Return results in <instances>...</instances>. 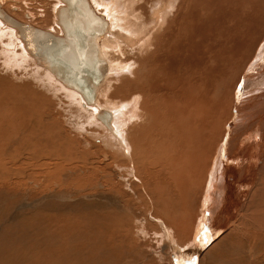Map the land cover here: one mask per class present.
<instances>
[{"label": "bare ground", "instance_id": "bare-ground-1", "mask_svg": "<svg viewBox=\"0 0 264 264\" xmlns=\"http://www.w3.org/2000/svg\"><path fill=\"white\" fill-rule=\"evenodd\" d=\"M4 1L5 0H0V59L3 63L10 66L11 70L12 68H17L19 71L22 70L27 74L33 72L37 83L44 82L47 87H44L42 85L43 83L38 85L43 86L47 91L55 93L58 89H50L48 86L52 85L55 88H58L55 85L59 86L61 89H64L63 95L67 100L69 99L68 103H73L72 105L75 104L79 111L83 110L85 112H90L89 114L98 117V119L103 122L101 123L108 131L101 126L100 132L96 133V136L98 134L99 138L104 141L106 146L105 153L111 157L115 168L121 170L118 171L117 169L118 175L124 177L130 174V179H137L136 186L138 192L134 187H131L132 192L130 195L139 199L148 198L150 201L149 210H151V207L154 208L156 204L158 205V210L156 209L157 212L165 209V207H161L160 205L163 203L165 204L164 201L166 198H164L165 196L163 195L165 192L175 190V192L179 193V207H181L179 208V214H181L180 220L173 221L172 226L169 225L172 221L166 222L163 216L150 211L151 217L157 220L159 226H163L166 229L172 247L173 245H175V247L177 246L178 253H180L179 257L181 258L178 262L179 264H194L192 257H194V252L198 250V243L206 245L210 241L207 244L209 245L216 239V237L212 236L203 239L202 235L204 236L209 232L211 226H215L214 228H218L219 226L224 228L227 226V223L234 217V214L240 207L241 209L237 212L238 217L236 221L231 224L233 233H235V229L240 227L242 231H238L237 234H243V236L247 238L245 233H248L251 229L249 225L250 219L254 220L259 227L264 229L263 225L259 223V218L256 216L257 210H255L256 204L254 203L253 196L252 201L250 200L251 202L248 199H244V196L248 194L246 192H249L248 189L252 184L256 183V185L251 186L253 191H259V189L262 188L261 186L264 185V97H259V95L262 96L264 94V0H248L247 7L249 12L246 11L248 9H238L239 7L236 6V10H243L246 12V15L248 14L247 17H240L239 19L233 18L231 11L233 7H230V5L233 4H228L229 1L227 0H181V2L179 0H87L90 8H92L95 13L94 18L98 15L106 20L103 25L101 21L100 24L98 19L95 18L99 32H94L92 35L93 42L97 48L95 53L103 60V74L100 80L94 85L95 95L92 102H87L79 90L68 85L61 78L56 76L55 71L49 65V61L46 56H44L45 54L39 50L36 43H34L31 38V33H35L36 28L39 27H34L28 23L30 27L28 26L26 29L25 24L22 23L24 22L22 18L21 20L20 18L17 19L9 14V12L4 11L2 8V3ZM24 1L28 6L34 4L31 9L32 14L26 13L27 17H34V9L38 10L40 16H44V14L51 15L53 18V20H51L53 22L49 23V21V24L45 25V27H51L57 24L61 32L58 33L53 30V32L48 30L55 35L65 36L64 26L70 23L72 26L81 27V36L70 32V39L65 38L68 43L62 57L73 63L75 59L78 58L77 49L75 47L80 44L83 48L88 47L86 50L87 57L84 60L87 65L89 60H91L92 47L94 48L93 45L89 47L88 44L90 40L88 30L92 29L90 20H94V18L91 17L90 14H87L84 9L83 11H79L72 0ZM204 1H206L205 4H203ZM7 2H9V0H7ZM44 2L45 5L47 3L49 6L41 8L44 7ZM179 2L180 6L177 4ZM240 5L245 6L244 4ZM214 6L215 8L217 6V8L215 9ZM10 7L14 8V5ZM210 7L212 8L209 9ZM214 9L216 10L215 12ZM21 10H23V8ZM8 14L14 17L16 21L13 20L14 18L11 19ZM46 18L50 17L47 16ZM244 18L245 20H243ZM73 20L76 21L75 24H73ZM211 20L221 22L222 25H217L223 27L221 30H223L228 23L232 22L234 26L239 24V20L241 23L239 25L241 33L238 32L239 37L235 41L234 46L236 50L243 49V55L237 57L240 60L242 69L230 87V96H228L229 101H227L228 98L226 97V101L230 102V104H228L226 109L224 103L227 105V102L223 101L224 103H221L223 98L220 103H216L215 106L214 103H212L210 106L208 103L210 100L211 102L214 100H212L213 98L209 99V97L207 99L205 93H203L205 95L192 96L180 90V61L188 65V68L189 65L193 67L196 65L195 63L199 64L200 61L205 60L201 56L205 53L203 50H212L216 47L214 44L215 42L213 43L211 40H208L209 34L214 31L212 27L216 26V22L213 23L215 26H208V22ZM247 20L251 21L252 25L248 24V22L246 23ZM189 22H192L193 25H189ZM180 23H183V25L186 23L185 28L187 25L188 27L190 26V28L187 27L189 32L185 36H183L184 34L182 35V33L180 34V30L182 29ZM247 24L249 26H247ZM210 25H212L211 22ZM86 27L90 28L87 29ZM41 29L47 30L45 28ZM184 31H186V29ZM206 33L207 35H205ZM213 33H215V31ZM41 37L42 36H39L37 39ZM15 39L19 44L14 41ZM14 42L16 44H14ZM219 43L220 42H218V44ZM38 44L50 49L57 45L61 46L59 44L54 46V44L47 39H43L42 42H38ZM249 48H251V53L249 57H246L244 54H247L246 50ZM236 50L235 53L237 52ZM148 51L149 56L151 53L153 55L161 54V56L158 57L160 63L156 58H153V60H156L160 64L161 72L164 74L162 75V79H157L150 84L148 88L140 85L139 89H133L134 85L132 83L139 79L137 78L138 70L144 65L146 66V64L132 69L130 62H132L136 56L146 55ZM234 55L237 56L236 54ZM206 57L208 56L206 55ZM150 58L152 57L150 56ZM113 71L118 74H114ZM11 72L15 73V70ZM36 74L39 75L40 82ZM159 77H161V75H159ZM9 78L7 74H5V76L4 74H0V140L15 143L17 149H15L12 154L6 151L7 144H5V142H3V144L6 146H0L2 149L0 151V180H5L7 176L28 177L26 173H31L30 176L32 179L26 182L25 186L28 190H31V194H34L37 189H39V179H41L42 185L45 181H53V176L55 177L53 172H57L59 174L57 177L63 179L61 174L65 172L66 168L70 167L69 165H72L78 170V175L81 176L79 178L85 179L87 186L91 187L89 182H92V179L96 178V175L99 174V167L100 171H102L103 168L94 165L89 159H86L84 151H76L77 153L74 151L73 154L68 151L67 156H61V153L66 152L63 151V149L65 150L68 148H64V140H66V138L63 135L62 126L58 128L61 130L60 133H62V135L55 134L59 137V144L55 145L56 142L54 139H50L52 142L51 153L42 149L40 150L39 147L38 149L42 153L38 155L39 151H34L38 145L36 144L35 138H30V140L34 139V142H32L33 140L31 142L30 140L29 142H24L26 139H21L24 133H26V137L28 131L33 134L36 133L35 131L41 133V129L43 130L46 124H42L40 120L32 122V119H29L30 110H32L34 106L36 107V105H34L30 109V107L28 108L26 106L28 102L29 106L35 102L34 99L36 97L33 99L32 95L27 93L32 87L35 88V85H32L33 81H30L31 79L29 78L30 80H28L30 82L26 79L23 83L17 84L13 79L11 80ZM26 78H28V76ZM173 78H175L174 83L168 87L166 85V80ZM122 79L123 81H121ZM199 79L198 77V80ZM117 82H121L123 85H129L130 87L133 86L127 89L124 85V93H120V97L116 98L111 89L118 84ZM159 82H162V88H160V90L166 92V94L162 92L163 97L160 103L162 105L161 108L164 109L163 117L167 116L169 119L171 117V127L175 131L173 133L175 135H180V139L173 143L172 141L169 142L164 134L158 133L153 128H150L152 123H150V129H147V126L146 128L144 127V129L142 127L145 125L148 117H154L156 120L155 116H153V105L148 104V95L150 92L148 93L146 89L150 91L154 90V86L151 87V85H157L159 87ZM198 82L201 84V80L197 81V83ZM198 84L196 86L197 89ZM30 85L32 87H30ZM165 85L168 87V90ZM209 85H211V83ZM209 85L206 86V88H210L211 86L209 87ZM17 87L19 89L15 91L14 88ZM183 87L184 85L181 88L183 89ZM72 89L80 95L82 98L81 100H77L75 94L71 92L73 91ZM192 89L194 88H191V90ZM42 91H44V89L38 93L40 98L46 102L50 97H46V99H48L45 100L44 95L47 92L43 94L41 93ZM119 91L122 92L120 89ZM192 91L194 94L195 90ZM244 92L245 94L247 92L246 95H248V97L253 94L256 97V101H252L251 98L248 99V101L245 99L246 102L241 100L245 95ZM54 93L50 95L57 97ZM225 94L224 92V96ZM38 102L42 103L40 100ZM34 104L38 103L35 102ZM85 104H94V110L91 111L87 109L88 106L86 108ZM43 109H45V107H43ZM104 110L110 112V118L108 120H104L100 117ZM33 111L32 113L35 114V111ZM46 113L44 114L45 116L49 114ZM156 113L157 112H155V115L161 114L159 112ZM12 115H15L16 119H13ZM36 115L39 116V113L35 114V116ZM91 115H89L88 118H90ZM132 115L136 117L135 127H133V125L132 127L136 129L140 126L133 137L132 133L130 134L131 129H129L132 127L127 128L129 122L127 118H124L128 117L129 119ZM94 116L92 117L94 118ZM47 118L50 119V123H56L58 127V120L51 114L47 116ZM177 119H180V123ZM7 120L9 121L8 126H6ZM33 120L36 119L33 118ZM229 120L230 122L226 127ZM147 121H149V119ZM132 122L134 124V121ZM97 123V125L100 126L99 122ZM84 124V122H80L78 126L83 128ZM48 125L49 123H47V126ZM4 126L6 128H4ZM74 126L75 128L77 127L76 125ZM225 128L228 130L226 132L228 135H224ZM29 135H27V137ZM223 135L225 137L220 143L221 136ZM38 138L41 139L42 143V138H45V136L41 133ZM20 139L23 141H20L19 143L21 146L17 147L18 142L16 141ZM38 143L39 145L41 144L39 141ZM153 143L155 144L154 146L157 144L160 146H157L159 148L154 153L151 152ZM61 163L64 164L62 166H66L65 170L59 169L61 168ZM109 165H113L111 161L105 163L104 167ZM57 169L61 170V172ZM103 171H105L104 181L108 187L113 186L114 183L117 184V188L115 186L112 187L117 189V196L113 194L114 198H108L111 204L99 203L102 209H98L99 211H97L103 223L98 224L100 235L103 236L102 240L104 242L109 243L107 232L113 240L115 237H112L110 234L114 232L117 235V226L119 229L121 227L122 230L125 228L127 231L130 225H132L130 224L131 221L128 222V220H132V216L130 215L129 218L128 214H133L132 209H129L132 207L130 204L133 198L127 194V192H122L119 181H114L112 173H106L107 170ZM97 179L99 178L97 177ZM128 179L129 178H127V180ZM63 181L67 183V179ZM74 182L75 180L69 179L68 187L66 185L61 187L68 188L67 192H70L75 187ZM48 187H50V182ZM45 188H47V186H45ZM16 197L20 196L16 195ZM202 197L204 198L201 199ZM200 200L203 205L202 203L200 204ZM202 212H204L203 223L200 221ZM78 214H81V219L84 218L85 221L88 218L87 215L91 219L95 215L94 212L92 213L90 211H83ZM172 218L173 217H171V219ZM77 221L72 220L71 222L73 223L70 224V226L73 227ZM80 222L83 228L86 223ZM17 225H23V222ZM105 225H108V230L111 232L107 230ZM111 228H114L115 231L110 230ZM222 228H219L218 232ZM2 230L4 236L13 233V228L10 226H5ZM230 232L231 231L228 233ZM179 233L184 235L185 242L183 244H177L180 240L178 239V237H180ZM158 234L160 233L158 232ZM127 235L129 236V234ZM255 236H258V233ZM188 240H193L194 242L197 240L194 251L190 249L191 247L185 246L189 244L187 242ZM255 243L256 244L253 246L261 247L257 239H255ZM246 245L247 244H244L242 247L244 248ZM186 248L189 249L184 251Z\"/></svg>", "mask_w": 264, "mask_h": 264}, {"label": "rangeland", "instance_id": "rangeland-1", "mask_svg": "<svg viewBox=\"0 0 264 264\" xmlns=\"http://www.w3.org/2000/svg\"><path fill=\"white\" fill-rule=\"evenodd\" d=\"M179 1L181 2V0H179ZM227 1H229L228 4L229 3L233 4V5H230V7L231 6L233 7V9L231 10L233 18L239 19L240 17L241 18L247 17L248 14L246 15V12L243 10L248 9V7H247V1L248 0H246V1L245 0H235V1L234 0H227ZM180 2L177 3L179 6H180ZM205 2L206 1H204L203 4H205ZM2 4H3V7L2 6L1 7L4 9V11L9 12V14H11L12 16H14L17 19L20 18V20H21V18H22L23 19L22 21L30 23L34 27L45 28L47 30H51V31L53 30V31H56L58 33L61 32L60 27L57 24H55L51 27H45V25L53 22L52 21L53 18L51 17L50 14H48V15L44 14V16H40V14L38 13V10L34 9L35 10V11H33L34 17H27L26 16V13L32 14L31 9L34 6V4L32 6H28L24 0H15V1L9 0V2H7V0H5ZM240 4H244L245 6H242ZM11 5H14V8H11L10 7ZM21 6H22L23 10H21L22 9ZM48 6L49 5L47 3L45 5V2H44V7H41V8H45ZM217 6H216V8H217ZM236 6L239 7V8L237 7L238 9L243 8V10H238V9L236 10V8H235ZM211 8L212 7H210L209 9H211ZM214 8H215V6H214ZM234 8H235V10H234ZM215 9H214V12L216 11ZM41 10H43V9H41ZM10 11L13 13H11ZM235 11H236V14H235ZM242 11H243V13H242ZM246 11L249 12V9ZM12 16H10L11 19L14 18ZM47 16L50 18H46ZM15 18L13 20L16 21ZM243 20H245V18ZM210 22L212 25H210ZM214 22H216L215 23L216 26L213 25ZM247 22H248V24L252 25L251 21L247 20L246 23ZM208 23H209V25H208ZM208 23H207V25L210 27L211 26L217 27V28L212 27V29L215 31V33H213L214 32L213 31L208 36V40L209 41L211 40V42H213V43L215 42L214 44L216 45V47H214V49H212V50H207V49L203 50L205 53L201 56L205 60L199 62V64H201L202 66L199 65L198 63L194 62L196 65H194L193 67L189 65V68H188L187 67L188 65L183 64V62L180 61V72H179L180 90H183L184 93L190 94L192 96H200V95L206 94L205 96L207 99L209 97V99L213 98L212 100H214L213 102H211V100L209 102V100H208V102H209L208 104L210 105V104L214 103V106H215L216 103L221 102L222 98L223 99H222L221 103H224L223 101H225V102L229 101L228 96H230V94H229L230 87L242 69L241 68L242 66L240 64V60L237 57L243 55V49L242 50L241 49L236 50L235 46H234L235 41L239 37V33H241V31L239 29V25L241 23H240V20H239V24L237 26H234L232 24V22L228 23L230 25L227 24V26L224 27L223 30H221L223 28L222 26H217L218 24L222 25L221 22L211 20ZM184 24L185 25H183V23H182L180 26L182 28V29L180 28L181 29L180 34L181 33H182V35L184 34L183 36H185L189 32L188 28H190V26L188 27V25H187L188 28L187 27L185 28L186 23H184ZM191 24L193 25L192 22H189V25H191ZM248 24H247V26H249ZM185 29H186V31H184ZM205 35H207V33ZM213 35H215V36H213ZM13 38H15V37H13ZM14 41L16 42V39ZM221 41H223V42H221ZM15 42H14V44L18 43V42H16V43ZM218 42H220V43L218 44ZM235 50L237 51L236 53H235ZM231 51L234 54H236L237 56H235ZM224 52H225V54H224ZM239 53H240V55H239ZM246 53L247 54H244V55H246V57H249L250 53H251V48L247 49ZM232 54L235 57H233ZM206 55L208 57H206ZM140 56H136L132 60L133 63L130 62L132 69H135V67H139L141 65L143 66V64H146V66L144 65L142 68H140V70H138V72H137L138 77L137 78H139V79H138V81H135L136 83L135 82L132 83L134 86L131 84L133 86V89L134 88L139 89L140 85L142 87L146 86L148 88V87H150V84L155 82L157 79H162V75L164 74V73L162 74V72H161V68H160V64H159L160 59L158 58L161 56V54L153 55L151 53L150 56L152 58H150L149 51H148L146 53V55L143 54L141 57ZM144 56H145V60H144ZM153 58L154 59L156 58V60L159 61V63L156 60H153ZM146 59H147V61H146ZM150 59H151V61H150ZM180 60H181V58H180ZM138 61H140V62H138ZM193 61H195V60H193ZM202 63H204V64H202ZM156 64H157V66H156ZM12 70H15V73H12L11 72ZM12 70H11L10 66L5 65L3 63V61L0 59V74H4V76H5V74H7L8 78L10 77L9 79H11V80L13 79V81H15L17 84L23 83L24 81H26V79L28 82L33 81L32 85L33 86L35 85L34 86L35 88H33L30 85V87H32L31 88L32 91L30 89L29 91H31V92L28 91L27 93L31 94L33 99L36 97L34 100L38 104H34L35 103L34 102V103H32L31 106H29V104H28L29 102L26 103V106L28 108L30 107V109L34 105H36V107L34 106L32 108V110H30L31 113L29 114L30 115L29 119L30 120L32 119L31 120L32 122L33 121L37 122L40 120L42 122V124H46V126L44 127L43 130L40 128L41 133L44 134V136H45V138H42V143H41V139L38 138V136L41 135V133L39 131H38L39 133L37 131H35L36 133L33 134L28 130H27L28 131L27 135H29V134H31V135H29L28 137L26 135V137H27L26 138L25 137L26 133H24L23 137L21 138V139H24V138L26 139V140H24V142H26V141L29 142L31 137L35 138V140L37 142L36 144H38V145L36 146L34 151L35 152L39 151L38 155H40L42 153V152H40L41 149L47 151L48 153H51L52 152L51 151L52 142L50 139H54V141L56 142L55 145L59 144L58 135H60V134L62 135V133H60L61 130L58 128L60 126H62L63 127V129H62L63 135L66 138V140H64L65 141L64 148L65 147H68V148H66L65 150L63 149V151H66L67 153L63 152L64 154L61 153V156H64V157L67 156L68 151L71 152L72 154L74 151L75 152L76 151L77 152L84 151V155H85L86 159H89V161L94 163V165H96V166H101V168H103V170H107L106 173H112L113 174L114 181L115 180L119 181L120 188H121L122 192L125 191V192H127V194L130 195L133 187L138 192V188L136 186L137 185V179H134V178L130 179V177H129L130 174L128 176L126 175L124 177L119 176L118 171H121V170L118 168H115L113 160L111 159V157L109 155H107L105 153V149H106L105 143H104V141H102V139L99 138L98 134L96 136V133L100 132L101 126H102V128L104 127L105 130H107V131H108V129H106V127L102 124L103 122L100 119H98V117H95L94 115L89 114L90 112H88V111H86V112L83 110L79 111L77 109V107L75 106V104L72 105L73 103H71V104L68 103L69 99L67 100V98L63 95L64 89H61L59 86L55 85L58 88H55L52 85L48 86L50 89H58V91H55V93L52 91H47L45 88H43V86L47 87V85L44 82H40L39 77H38L39 75L36 74L37 79L40 82V83H37V80H36L33 72L27 74V73H24L22 70H20L21 71L20 72L17 68L16 69L12 68ZM18 73H19V75H18ZM113 73L118 74V73H115V71H113ZM156 73H157V75H156ZM195 73H196V75H195ZM209 73H210V75H209ZM10 75H12V76H10ZM159 75H161V77H159ZM27 76H28V78H26ZM198 77L200 78L199 80H201V84L199 82H198L199 84L197 83V81H199ZM174 80H175V78L166 80V85L168 87L171 86L174 83ZM121 81H123V79ZM208 82H209V84L211 83V85H209ZM117 83L119 85L117 84L115 86L116 88L114 87L113 89H111L112 93H114V96H116V98L120 97V93H124V91H125L124 85L126 86L125 88H127V89L132 88V86L130 87L129 85L121 84V82L120 83L117 82ZM196 83L198 84V89L196 87L197 86ZM212 83H213V85H212ZM38 84L39 85L42 84L43 86H39ZM207 84L209 85V87L210 86L211 87L206 88V86H208ZM158 85H159V87L157 85H151V87L154 86V90L150 91V90L146 89L148 93L150 92L149 93L150 96L148 95V99H149L148 104L153 105V108H152V110L154 112L153 116H155L156 120L154 119V117L153 118L148 117L147 120L149 119V121L146 120L145 125L142 124L143 125L142 127H143V129H144V127L146 128V126H147V129L153 128L158 133L164 134L166 139L169 142L172 141V143H173V142L177 141L178 139H180L179 138L180 135H178V134L175 135L173 133L175 131L171 127L172 126L171 117H170V119L167 116L163 117L164 109L161 108L162 105L160 103H161V98L163 97L162 92L164 94H166V92L164 90H160V88H162L161 87L162 82ZM166 85H165V87L168 90V87ZM183 85H184V87L182 89L181 87ZM213 86H214V88H213ZM118 88L122 92H120ZM191 88H194V89H192V90H195L194 94H193V91L191 90ZM17 89H19V88L18 87L14 88L15 91ZM43 89H44V91H42L41 93L45 94L47 92L46 93L47 95L46 94L44 95L45 100L48 99V98L46 99V97H50L46 102L43 101L42 98H40V95L38 93ZM35 90H37V91H35ZM50 92L54 93V95L57 97L50 95L51 94ZM71 92H73L75 94L77 100L82 99L80 97V95L75 90H73ZM224 92L226 93L225 96H224ZM23 93H26V92H23ZM203 93H205V94H203ZM33 94L34 95L36 94V95L34 96ZM244 94H245V92H244ZM246 94H247V92H246ZM246 94L243 96V98H241V100L245 101V99H246L248 101V99L251 98L252 101L253 100L256 101V97L253 94L250 95V97H248V95H246ZM258 94H260V93H258ZM180 95H181V93H180ZM166 96H168V95H166ZM37 97H38V99H37ZM226 97L228 98V100ZM259 97L260 98L264 97V94L262 96L259 95ZM39 100L42 103L38 102ZM154 103L156 106L154 105ZM157 103H159V104H157ZM228 104H230V102H227V105H226V103H224L225 109L228 107ZM244 104H246V103H244ZM38 105H39V108H38ZM93 105H86L85 104V107L87 108V106H88L87 109L92 111L95 108V106H93ZM43 107H45V109H43ZM156 107H158V108H156ZM212 107H213V105H212ZM32 111L35 114L39 113V116L38 115L35 116V114H33ZM46 112L49 114H47ZM155 112H157V113L159 112L161 114L155 115ZM45 113L47 114L46 116L44 115ZM50 114L55 119L58 120L57 121V123H59L58 127L56 126V123L53 124V123L49 122L50 119H48L47 116H49ZM88 114L91 115L90 118H88V116H89ZM12 116H13L12 117L13 119H16L15 115H12ZM92 116H94V118ZM45 117H46V119H45ZM33 118H35L36 120H33ZM124 118L125 119L127 118L128 122H129V124L127 125V128L132 127V125H133V127H135L134 126L136 123L135 115H132L131 117H129V119H128V117H124ZM91 119H92V121H91ZM132 121H134V124ZM150 121H152V122H150ZM177 121L180 123V119H177ZM80 122L85 123L83 128L78 126V124ZM97 122H99L100 126L97 125L98 124ZM229 122H230V120L227 122L226 127L228 126ZM8 123H9V121L7 122L6 126H8ZM47 123H49L48 126H47ZM150 123H152L151 124L152 126L150 125ZM52 124H53V126H52ZM74 125H76L77 127L75 128ZM179 126H180V124H179ZM4 128H6V127L4 126ZM132 128H129V129H131L130 134L132 133V137H133L135 132L140 128V126L136 129L133 128L134 131L132 130ZM225 129L226 130L224 132V135H228L226 133L228 130H227V128H225ZM6 131H7V129H6ZM55 134H58V135H55ZM168 134H169V136H168ZM35 135H36V137H35ZM224 135L221 136L220 143L223 141V139L225 137ZM21 139L19 141H16V142H18L17 147L21 146L19 143L20 141H23ZM172 139L173 140L175 139V140L173 141ZM35 140L31 139L30 142L31 141L34 142ZM46 140H47V142H46ZM38 141L41 143L40 145H39ZM1 142H2V144H1ZM1 142H0V146H3V147L6 146L3 144V142H5V144H7V146H6L7 152L9 151L12 153V152H14L15 149H17L16 144L13 142H7V141H1ZM154 145L155 144L153 143L152 148H151L152 153L156 152L157 149L160 147L158 144L156 146H154ZM170 145H172V144H170ZM157 146H159V147H157ZM39 147H40V150L38 149ZM26 149H27V147H26ZM1 150L2 149L0 148V151ZM25 155H27V154H25ZM115 157H116V155H115ZM109 161H111V163L113 165H109V166L104 167L105 163H108ZM62 165H64V164L61 163V165H60L61 168H59V169L65 170L66 166H62ZM69 166L71 168L70 167L66 168L65 172H63L61 174V177L63 179H59L57 177L59 175L57 172H53L55 174V177L53 176V178H54L53 181L52 180L51 181H45V182H43V185L41 183L42 182L41 179H39V180L36 179V180L40 181V186H39V189H37V191L34 194H31V190L30 189L28 190L25 186L26 182H28L30 179H32L30 176L31 173H26L28 175V177L25 176V177L21 178V177L11 176V177H13V178H11L10 176H7L5 178V180L4 179L0 180V264H178V262L180 261L181 258L179 257L180 253H178L177 246L175 247V245H173V247H172V244H171L170 239L168 238V233L166 232V229L163 226H159V224L157 223V220H155V218L151 217V215H150V213H151L150 211H152V213H155V214L157 213V215L159 214L160 216H163V218H165L166 222L172 221L171 224L168 223L171 226L173 224V221L180 220L181 214H179V212H180L179 208H181V207H179L180 206V203H179L180 202V195L178 192H175V190L174 191L172 190L170 192L167 191L169 193L165 192L166 195L163 194L165 196V197L164 196L163 197L166 198L164 201L165 204L163 203L160 205H161V207H165V209L160 210L159 212L156 211V209L158 210L157 204L155 205L154 208L151 207V210H149L150 209V207H149L150 201L148 200V198L139 199L135 196L130 195L133 198V200L130 204V205H132V207L129 209H132L133 214H128L129 218H130V215L132 216V220H128V222L131 221L130 224H132V225H130L129 230H127V231L125 228L122 230L121 227L119 229V227L117 226V231H118L117 235L114 232H112L110 234L112 237H115L113 240L111 239V237L108 235V232H107L108 240L110 243L109 244V243L104 242L102 240L103 236L100 235V232H99L100 230H99L98 224H101L102 220H101V216L99 214H97V211L102 209L100 207L99 203L111 204V201L108 198H111V199L114 198L113 194L115 196H117V194H116L117 193V189H116L117 184L114 183V185H113L116 187V188L114 187L115 189L112 188L113 186L108 187L104 181L105 171H103V170L100 171V167H99V171H98L99 174H97V175L95 174L96 178H93L92 182H89L91 187H88L87 184L85 183V179L79 178L81 176L78 175L79 174L78 170L75 167H73L72 165H69ZM54 167H55V164H54ZM59 169H57V170L59 172H61V170H59ZM117 169H118V171H117ZM97 177L99 179H97ZM127 178H129V179L127 180ZM65 179H67V183H65V181H63ZM69 179L75 180V182H74L75 187L70 192H67L68 188H63V187H64V185H66L68 187V184H69L68 180ZM9 181H10V183H9ZM49 182H50V187H48ZM243 183H244V181H243ZM55 185H56V187H55ZM252 185H256V183H254ZM45 186H47V188H45ZM61 186H63V187H61ZM251 186L248 189L249 192H246L248 194L244 196V199L245 200L248 199L249 201L250 200L252 201V196H253L254 203L256 204L255 210H257L256 216L260 220L259 223L262 224L264 227V215H263L264 214V185L261 186L262 188H260L259 191L258 190L253 191V189H251L252 188ZM23 189H25V190H23ZM249 193L250 194L253 193V194L250 195ZM22 194L25 196H23ZM16 195H19L20 197H16ZM29 196H31L32 198ZM203 198L204 197H202L201 199H203ZM199 199H200V196H199ZM198 203H199V200H198ZM201 203L202 202L200 200V204ZM164 205H166V206H164ZM202 205H203V203H202ZM147 207H149V208H147ZM154 209H155V211H154ZM240 209H241V207L237 210V212ZM87 210L92 212V213L94 212L95 218L93 217L91 219L87 215L88 218L86 219V221L84 218L81 219V214H78V213L83 212V211L88 212ZM237 212L234 214V217L227 223V226H225L224 228H222L221 226H219L218 228H214L215 226H211L209 232L206 231L207 233L204 236L202 235L203 233L201 234L203 239H207L210 236L216 237V239L212 243H210L209 245H207V244L210 241L206 245H201V243H198V245H197L198 250L194 252L195 253L194 257L191 256L192 261H194V264H264V229L259 227L254 220L250 219L249 225L251 226V229L249 230L248 233H245L247 238H245L243 236V234H241V235L237 234L238 231H242L240 227L238 229H235V231H234L235 233H233L231 224L236 221V219L238 217ZM106 213H108V212H106ZM203 214H204V212H202V216L200 219V221L202 223L204 220ZM171 217H173V218L171 219ZM72 220H74V221L78 220L77 222H75L73 227L70 226V224L73 223V222H71ZM80 221L86 223L83 228L81 226ZM20 222H23V225L18 226L17 224H20ZM202 223H201V225H202ZM87 225H88V227H87ZM5 226L12 227L13 233L8 234L7 236H4L2 229ZM91 226H93V227H91ZM105 227L108 230V225H105ZM201 227H203V226H201ZM208 227H209V225H208ZM219 228H222V229L218 232ZM110 230L115 231L114 228H111ZM200 230H201V228H200ZM229 231H231V232L228 233ZM109 232H111V231H109ZM132 232H133V235H132ZM158 232L160 234H158ZM257 233H258V236H255ZM127 234H129V236ZM208 234H209V236H208ZM179 236L180 237H178V239H180V240H179V242H177V244H183L185 242L184 235L179 233ZM253 237H254V239H253ZM84 239H85V241H84ZM255 239H257L258 242H260L261 247L260 246H257V247L253 246L256 244ZM187 242L189 244H186L185 246L191 247L190 249H192L194 251L195 250L194 247L196 246L197 240L195 242L193 240H188ZM244 244H247V245L243 248L242 245L244 246ZM110 245H111V247H110ZM187 249H189V248H186L184 251H186ZM175 258L177 261L175 260Z\"/></svg>", "mask_w": 264, "mask_h": 264}, {"label": "water", "instance_id": "water-1", "mask_svg": "<svg viewBox=\"0 0 264 264\" xmlns=\"http://www.w3.org/2000/svg\"><path fill=\"white\" fill-rule=\"evenodd\" d=\"M72 1L76 5L79 11H83L84 9L86 10L87 14H90L91 17L94 18L95 13L93 9L90 8L87 0H72ZM95 18L98 19L99 23L101 21L103 25L106 22V20L102 18L101 16L97 15ZM95 18L94 20H90V24H92L91 26L92 29L88 30L89 35H90V40L88 43L89 47H92L93 45L95 49L92 47V53H91L92 56H90L91 60H89L87 65L85 64L84 60L87 57L86 50L88 47L83 48V46H81L78 43H77L78 46L75 47L77 49L76 52H77L78 58L75 59L73 63L70 62L69 60H66L64 57H62L66 51V47L68 43V41H66L65 38L70 39V34H69L70 32H72V34H77L81 36V27H77L74 25L72 26L71 23L64 26L65 36L55 35L51 33L50 31L44 30L41 28H36L35 33L33 32L31 33V38L33 39L34 43H36L39 50L43 54H45L44 56H46L47 60L49 61V65L55 71L56 76L61 78L68 85L79 90V92L82 94V96L85 98L87 102H92L94 100V95H95L94 85L100 80L103 74V71H102V67H103L102 61L103 60L95 53V50L97 51V48L92 39L93 33L99 32V30L97 29ZM72 22L73 24H75L76 21L73 20ZM22 23L25 24V27L27 29L29 24L26 22H22ZM86 28L88 29L90 27H86ZM36 32H37V35H36ZM39 36H42V37L40 39H37L39 38ZM43 39H47L51 41L52 44H54V46L57 44L61 46L57 45L56 47L51 48V49L46 48L45 46H41L38 44V42H42ZM92 62H93V65H92ZM100 117L104 120H108L110 118V112L108 110H104L102 112V115H100ZM182 264H185V263H182Z\"/></svg>", "mask_w": 264, "mask_h": 264}, {"label": "crops", "instance_id": "crops-1", "mask_svg": "<svg viewBox=\"0 0 264 264\" xmlns=\"http://www.w3.org/2000/svg\"><path fill=\"white\" fill-rule=\"evenodd\" d=\"M194 255H195V253H194Z\"/></svg>", "mask_w": 264, "mask_h": 264}]
</instances>
